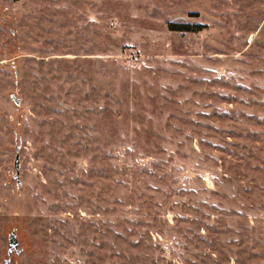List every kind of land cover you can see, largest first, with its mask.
I'll use <instances>...</instances> for the list:
<instances>
[{
	"label": "rangeland",
	"instance_id": "374dc122",
	"mask_svg": "<svg viewBox=\"0 0 264 264\" xmlns=\"http://www.w3.org/2000/svg\"><path fill=\"white\" fill-rule=\"evenodd\" d=\"M13 231L10 264H264V0H0V264Z\"/></svg>",
	"mask_w": 264,
	"mask_h": 264
},
{
	"label": "water",
	"instance_id": "95a60500",
	"mask_svg": "<svg viewBox=\"0 0 264 264\" xmlns=\"http://www.w3.org/2000/svg\"><path fill=\"white\" fill-rule=\"evenodd\" d=\"M15 103L17 105L21 104V100L18 99L14 94L12 95ZM20 148L17 149V156H16V161H15V169H16V174L15 177L18 180V184H21V160H20ZM19 240L17 238V234L15 231H13L10 236H9V246H8V259L4 261V264H10L12 260V255L14 252H19Z\"/></svg>",
	"mask_w": 264,
	"mask_h": 264
},
{
	"label": "trees",
	"instance_id": "16d2710c",
	"mask_svg": "<svg viewBox=\"0 0 264 264\" xmlns=\"http://www.w3.org/2000/svg\"><path fill=\"white\" fill-rule=\"evenodd\" d=\"M169 29L173 30V31H191L194 28H191L188 25H177V24L170 23ZM192 31H194V30H192Z\"/></svg>",
	"mask_w": 264,
	"mask_h": 264
}]
</instances>
